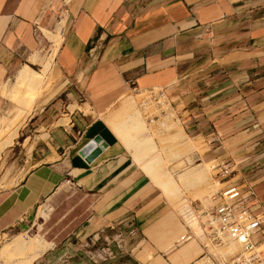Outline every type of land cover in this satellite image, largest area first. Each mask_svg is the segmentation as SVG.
<instances>
[{
    "label": "crops",
    "instance_id": "0c3cea01",
    "mask_svg": "<svg viewBox=\"0 0 264 264\" xmlns=\"http://www.w3.org/2000/svg\"><path fill=\"white\" fill-rule=\"evenodd\" d=\"M48 64L52 87L28 121L32 131L26 124L21 132L34 166L0 193V252H17L8 264L28 259L19 256L29 248L20 253L12 241L39 242L25 232L65 188L87 199L90 231L133 224L138 264H213L178 209L180 194L171 201L144 170L149 159L138 163L113 132L112 111L130 93L166 98L160 107L151 102L165 114L151 123L177 137L182 150L173 156L185 173L196 170L188 171L193 161L214 162L213 186L185 187L194 189L193 207L221 202L226 172L247 179L264 209V0H0V118L13 110L18 74ZM123 105L126 116L137 112L131 100ZM46 210L39 215L47 218Z\"/></svg>",
    "mask_w": 264,
    "mask_h": 264
},
{
    "label": "rangeland",
    "instance_id": "374dc122",
    "mask_svg": "<svg viewBox=\"0 0 264 264\" xmlns=\"http://www.w3.org/2000/svg\"><path fill=\"white\" fill-rule=\"evenodd\" d=\"M37 72H41V70H37ZM49 76L46 77L43 84L39 87L40 89L38 88L36 90L38 92H35L34 94V107L32 105L30 115L25 123V125H29L26 130L28 133H30L33 129L31 127L33 125H31L28 121L36 112L35 109L40 98L47 94L52 87L53 78L52 76ZM19 82L20 81H18V79L13 80L14 88H16ZM17 89L19 90L17 92L18 95H16L18 98L16 97L15 99H19L21 102L17 103L15 99L14 101L13 98H11L13 102V110L10 113L11 115L5 114L0 118V129L8 119L12 120L13 118H16L15 116H18L19 113L17 112H21L22 107L26 105L24 104L23 106L21 103L23 104L24 102H27V99L28 102L30 100V98L25 97L26 92H23L26 90L25 87L22 89L21 87H17ZM161 97L162 96L157 94V92H148L143 94L136 92L128 94L114 107L112 111V118L114 121L111 123L113 125L114 123L117 125L120 121L128 119L125 114V105L123 104L124 102L131 100L134 105L132 110L139 112L141 120L143 121L144 130L142 129L141 133L139 131L140 136H138V138L145 136L149 139L152 146H154V149L151 150L144 145L147 149H137V153H140V155L142 154L145 157L144 159H149L147 163H155L156 166L162 169V171L167 174L168 178L172 181L176 194H180L181 196L178 207L181 215L189 227L193 229V231L200 236L201 240H203V242L208 246L209 252L213 257V260L209 259L207 262H211L213 264H228L232 258L237 256L235 254H239L238 245L240 244L234 242L225 247H218L214 245L211 241H208L206 239L208 237L201 232L199 222L194 221L195 225L192 226V224L187 221V215L182 213L187 208L185 206L196 207L199 204H190L187 197L194 189H192V187L186 189L185 187L213 186L212 178L213 174L216 172L212 169L213 165L211 164V161H203L201 159L193 161L192 164L188 166V171L195 168L198 170L199 168H202V166H206L205 175L208 173L206 180L202 183L199 182L191 184L190 180L187 179V177L190 176L192 177L191 180L194 181L197 176L193 175H197V171L194 170L192 172L185 173L187 168L184 165L185 163L183 162V159H178L173 156L182 150V148L176 147L177 142L175 140L177 137H171L169 132H162L155 126V124L151 123L152 119L159 118V114H161V118L165 117L164 112L158 113V110L155 108L153 109L152 105L150 106L151 102L157 103L159 107L160 104L164 105V101ZM152 99L154 101H152ZM2 119L3 122L1 124ZM25 125L19 129L18 135L14 139L13 143L0 150V193L13 190L23 181L22 179L24 178L25 173L27 174L34 166L33 161L27 162L28 155L25 154L26 147H28L27 143L26 146H23L27 136H25L24 133L22 137L21 132L25 128ZM113 125H111V127H113ZM113 132L116 134L115 131ZM118 139L122 140L119 136ZM138 147H140V144H138ZM131 152L132 154H135L134 151ZM155 160H161L160 162L162 163L153 162ZM158 163L159 165H157ZM22 168H24L23 171ZM206 168H208L209 171ZM20 170L22 173L18 175L17 172ZM155 182L157 183V181ZM184 188L185 191H183ZM165 193L167 194L166 191ZM47 204L48 203L39 208L36 219L32 222L29 230H26L25 233L28 236L41 239L48 246L46 253L53 250L52 252L54 254L49 256L47 255L41 259V257L46 254L45 253L32 264H138L133 258L132 251L134 241L137 237V231L135 234H132V231L135 228L129 220L115 222L106 226H101L100 228L95 229V231H90L88 229V218L91 215V211L87 205L88 201L87 199H83L80 192H76L75 190L69 188L61 189L55 196V199L48 205ZM44 207H47V218H43L39 215L40 210Z\"/></svg>",
    "mask_w": 264,
    "mask_h": 264
},
{
    "label": "built area",
    "instance_id": "2783aa9c",
    "mask_svg": "<svg viewBox=\"0 0 264 264\" xmlns=\"http://www.w3.org/2000/svg\"><path fill=\"white\" fill-rule=\"evenodd\" d=\"M101 46L89 52L91 59L98 58ZM224 190L214 208L202 211L191 206V213L199 222L200 230L208 241L218 247L229 246L231 241L242 247L228 264H264V209L253 185L244 177L233 180L224 172ZM136 230L132 231L135 234Z\"/></svg>",
    "mask_w": 264,
    "mask_h": 264
},
{
    "label": "bare ground",
    "instance_id": "6f19581e",
    "mask_svg": "<svg viewBox=\"0 0 264 264\" xmlns=\"http://www.w3.org/2000/svg\"><path fill=\"white\" fill-rule=\"evenodd\" d=\"M52 63V62H51ZM52 68V64H48L46 67H45V70H44V72L43 73H39V72H37V71H33V70H30L29 68H25V69H23L19 74H18V76H17V79H18V81H20L19 82V84L16 86V88H14V90L12 91V93H11V98H13V100L17 97L18 98V96H16V95H18L17 94V92L19 91L18 89H17V87H21V89L23 88V87H25V91H23V92H26L27 93V95H26V93H25V97L26 98H30V100H29V102H28V99H27V102H24L23 104L21 103V105H23L24 106V104H26L24 107H22L21 105V107H22V110H21V112H17V113H19L18 114V116H15L16 118L13 120H11V119H6L7 121L2 125V128L0 129V150H2L3 148H5L6 146H8V145H11L12 143H13V141H14V139L17 137V135H18V131H19V129L21 128V127H23L24 125H25V123H26V121H27V119H28V117H29V115H30V110H31V107H32V105L35 103L34 102V100H33V98H34V94H35V92H38V91H36L42 84H43V82H44V80L46 79V76H47V74H48V71H50V69ZM55 72V71H54ZM52 73V72H51ZM51 77V76H50ZM48 80V79H47ZM17 84V83H16ZM54 86V85H53ZM49 88V87H48ZM40 89V88H39ZM47 90V89H46ZM40 92V91H39ZM8 93V92H7ZM38 94V93H37ZM20 96V95H19ZM163 98V100L164 99H166V98H164V97H162ZM16 100V102L17 103H19V102H21L19 99H15ZM14 100V101H15ZM19 106V107H20ZM127 106V105H126ZM20 107V108H21ZM33 107H34V105H33ZM17 111V110H16ZM130 113V112H129ZM133 113V112H132ZM138 113L136 112V113H134V115L133 116H128L127 115V117H129L127 120H125V121H120L119 122V124H114L113 125V129H114V131L116 132V134L126 143V145H127V147H128V149L129 150H131V151H134V153L135 154H133V156H135V158L137 159V161L139 162V163H143L144 161L143 160H145L144 158V156L141 154L140 155V153L138 154L137 153V149L138 150H142V148H143V150L144 149H147V148H149V149H151V150H153L154 149V146H152V144L150 143V141H149V139H146V138H142V139H140V137L138 138L137 137V133H139V131H140V128L141 129H143V127H141V124H142V120H141V117L139 116V115H137ZM170 114V113H169ZM11 115V114H10ZM17 115V114H16ZM130 115V114H129ZM9 117V116H8ZM4 121H5V119H4ZM2 122H3V119H2V121H1V124H2ZM166 126V125H165ZM173 126V125H172ZM178 127H180V126H178ZM163 128V127H162ZM164 129V128H163ZM144 130V129H143ZM174 132H176V131H174ZM156 135V134H155ZM183 137H185V136H183ZM179 140V139H178ZM138 144H140V147H138ZM144 145L147 147H144ZM145 152V151H144ZM146 155V154H145ZM161 160H155V161H153V162H160ZM160 163H162V162H160ZM213 166H212V168H214L215 167V165H214V162H212L211 163ZM157 165H159V163L157 164ZM142 166H144L143 168H144V170H146V172L150 175V176H152L151 178L152 179H154L155 181H157V183L164 189V191H166L167 192V195L171 198V201H172V199L173 200H175V199H177V194H176V192H175V188L173 187V183H172V181L168 178V176H167V174H165L163 171H162V169H160L159 167H157L156 166V164L154 163V164H151V163H143V165ZM205 167L206 166H202V168H199L198 170H196L197 171V175H193V176H197V178L196 179H194V177H193V179H194V181H192L191 179H192V177H190V176H188L187 177V179H189L190 180V183L192 184V183H199V182H203V181H205V178H206V175H205ZM207 170H208V168H206ZM209 171V170H208ZM207 171V172H208ZM176 201V200H175ZM174 201V202H175ZM185 202V201H184ZM185 207H187L182 213H184L185 215H187V217H188V220L187 221H189L191 224H192V226L193 225H195L194 224V221H196L195 220V218H194V214H192L191 213V207L190 206H185ZM203 211V210H202ZM188 222V223H189ZM26 236V235H25ZM25 236L23 237V236H19V237H16L15 239H14V241H12V244H14L15 243V246L16 247H14V248H17V250H19V248L20 247H25L26 248V246L29 248L28 250H30V251H28V252H30L31 253V255L30 256H27V255H29V254H27V252H25V254L24 255H22L23 254V252L21 253V250H19L20 251V253H21V255L19 256V257H24L25 258V255H26V257H28V259L25 261H23V259H22V264L24 263V264H32L37 258H39L44 252H45V250L48 248V246L45 244V243H43V241H39V242H37L36 244L35 243H33V242H31V241H29V242H31L30 243V245L28 246V244L26 243V242H28V241H23V239L22 238H24V239H26L27 240V238H25ZM28 237V236H27ZM29 238V237H28ZM30 240V239H29ZM14 242V243H13ZM28 242V243H29ZM230 243H234V241H231ZM11 244V243H10ZM9 244V245H10ZM27 244V245H26ZM8 245V246H9ZM14 246V245H13ZM5 249L2 251L1 250V252H2V257H3V261H5V264H8V262H9V259H10V262H11V260L13 259V261H14V258H11V255H13V253H17V252H12L11 250L10 251H8L9 249H11V247H7L6 245H5ZM24 248V249H25ZM23 249V248H22ZM14 250H16V249H14ZM16 250V251H17ZM0 252V253H1ZM11 252H12V254H11ZM19 253V252H18ZM19 253V254H20ZM235 255H237V254H235ZM14 257H16V256H14ZM12 261V263H14L15 264V262L17 261V260H15V262H13ZM20 261V260H19ZM11 263V264H12ZM16 263H20V262H16ZM20 263V264H21Z\"/></svg>",
    "mask_w": 264,
    "mask_h": 264
},
{
    "label": "water",
    "instance_id": "95a60500",
    "mask_svg": "<svg viewBox=\"0 0 264 264\" xmlns=\"http://www.w3.org/2000/svg\"><path fill=\"white\" fill-rule=\"evenodd\" d=\"M97 142H99L100 141V138H98L97 140H96ZM106 147V144H102V148H105ZM95 154H97L98 153V150H96V152H94Z\"/></svg>",
    "mask_w": 264,
    "mask_h": 264
}]
</instances>
